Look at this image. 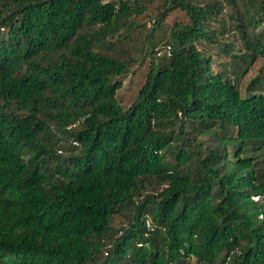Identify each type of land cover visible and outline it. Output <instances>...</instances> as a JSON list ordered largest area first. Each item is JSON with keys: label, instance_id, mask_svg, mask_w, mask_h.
Returning <instances> with one entry per match:
<instances>
[{"label": "trees", "instance_id": "trees-1", "mask_svg": "<svg viewBox=\"0 0 264 264\" xmlns=\"http://www.w3.org/2000/svg\"><path fill=\"white\" fill-rule=\"evenodd\" d=\"M148 10L0 0V264H264V0Z\"/></svg>", "mask_w": 264, "mask_h": 264}, {"label": "rangeland", "instance_id": "rangeland-1", "mask_svg": "<svg viewBox=\"0 0 264 264\" xmlns=\"http://www.w3.org/2000/svg\"><path fill=\"white\" fill-rule=\"evenodd\" d=\"M146 1H148V3H149V10L144 15H142L138 18V20L142 21L143 23L144 22L146 23V27L141 32H134L133 37L135 36V40H133L129 44L125 45L137 57H139V55L141 54V52L138 51V49H139L138 47L141 46L140 43L142 41V38L145 35L146 29L152 28V26H153V19H150L148 16L154 15L155 12H157V9H159L161 7L162 2H163V0H146ZM186 19H187V17L185 15V13L180 9H177V10L170 12L169 15L167 16L166 21H165L164 29L160 30V31L158 30L155 32L157 39L162 38V37H163V39H166L169 28L175 22H177L179 20H186ZM163 46H164V44H163ZM163 46H161L159 51L163 52L165 50ZM263 61H264L263 59H259L250 68V70L246 73V75L242 77V80H241L242 88H245L246 85L250 82V80L253 77L258 76V75L261 76L260 79L264 83V64L262 65ZM148 62H149V57H147V59H145L144 63H141L138 59L132 65L131 73L127 77L124 78V85L118 91V99L124 107H128L132 103L134 97L136 96V93H137L140 85L144 81ZM193 262H195V261H193Z\"/></svg>", "mask_w": 264, "mask_h": 264}]
</instances>
